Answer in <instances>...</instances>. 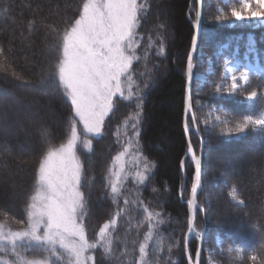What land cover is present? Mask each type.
<instances>
[{"label":"snow or ice","instance_id":"6c2138e0","mask_svg":"<svg viewBox=\"0 0 264 264\" xmlns=\"http://www.w3.org/2000/svg\"><path fill=\"white\" fill-rule=\"evenodd\" d=\"M253 4L257 6L256 10H253ZM148 10V0H82L78 14L65 20L62 29L44 25L54 33L53 42L49 46L53 55L51 59L46 58L47 63L39 79L35 82L22 80L15 72L12 73L20 81V87L38 96L66 100L71 114L66 119L59 143L55 142L54 131L47 123L48 111L38 122L40 149L36 158L34 181L24 198V218L17 219L8 208H0V264H105V261L109 264H161V254L165 252L168 260L164 264H170L173 248L180 247L179 241L166 236L162 231V226L171 217L163 212L159 199L156 203L160 210H157L140 196L142 190L150 185L157 167V162L146 156L139 147L145 89L156 78L154 69L159 70L158 64L149 68L147 62L150 53L157 57L166 54V24L163 22L156 25L159 42L156 43L149 35L147 42L142 45L145 35L140 29ZM209 22L264 23V0H233L232 3H226L225 7H218ZM36 23L35 20L29 21V32ZM194 27L196 33L192 36L185 66L183 131L187 151L180 160L182 171L193 168L187 199L190 210L188 233L183 238L188 264H200L201 249L197 247L193 261L189 252V237L197 240L202 238L203 233L196 223V212L205 211L198 201L204 174V152L202 146L197 152L191 134L199 136L201 125L205 130L219 128L217 135L228 138H247L251 133L253 144L264 151V107L256 114H245L239 119L233 118L224 108L207 103L200 105L201 112L204 108L208 109L203 113V119L194 110L195 105L199 104L198 100L194 102L191 88L194 54L200 48L199 12ZM223 47L228 48L229 45ZM246 48L244 63L235 55L224 57L220 79L209 80L207 83L212 86L211 95L220 98L241 95L252 107L258 99L264 102V89L259 92L255 88L246 91V86L253 75L264 79V64L247 60L250 53L256 52L253 39L248 40ZM215 55L219 57V53ZM0 56L7 58L3 47H0ZM200 58L202 62L206 60L211 71L212 59H206L203 51L200 52ZM141 64L145 69L143 71L134 67ZM141 79L143 86L139 82ZM196 79L205 80L206 76L196 74ZM0 95H9L8 90L0 89ZM121 102H128L132 108L122 121L126 130L125 138L122 140L120 125H117L112 135L120 149L111 157L101 177L103 190L100 198L109 200L113 211L90 238L87 225L91 214L90 203L85 189L92 185L95 175L90 173L82 156L94 153L93 140L105 136L109 126L107 122ZM33 103L38 101L34 99ZM217 112L221 114L217 115ZM250 168L257 171L253 165ZM258 171L264 177V166ZM129 181L134 186V193L128 188ZM0 183L6 182L0 180ZM10 187L13 189L11 198H14L15 185ZM152 191L156 192L157 189L153 186ZM130 194H134L135 198L130 199ZM179 195L183 199V190ZM229 196L236 205L247 207L236 184L231 186ZM133 211L141 217L136 220L134 227L139 229L147 225L139 241L135 238L129 241L127 235L121 238L118 233V222L121 219L131 222L133 216L130 213ZM249 229L254 246L237 245L223 250L227 252L230 264H243L245 259L251 264H264V202L260 215L254 222L250 221ZM208 264H217L211 255Z\"/></svg>","mask_w":264,"mask_h":264},{"label":"trees","instance_id":"16d2710c","mask_svg":"<svg viewBox=\"0 0 264 264\" xmlns=\"http://www.w3.org/2000/svg\"><path fill=\"white\" fill-rule=\"evenodd\" d=\"M233 0H203V18L200 30V39L197 53L194 55V79L192 83L193 100L199 101L194 110L203 119L200 105L211 104L229 111L233 118L239 119L245 114H256L264 107L259 99L254 106L249 107L243 96L234 98H220L211 95L212 86L209 80H219L222 75L223 58L229 55L238 39L244 43L248 35L255 41L256 54L260 62L264 60V28H253L252 25L216 24L209 22L216 14L218 7H225ZM149 10L142 21L140 31L144 33L147 42L149 35L158 43L156 28L158 23L166 24L164 32L166 38V54L157 57L150 53L147 66L159 65L155 73V80L145 89L141 137L139 147L150 159L157 162L150 185L140 193L141 199L150 203V207H157L160 201L163 212L171 217L170 221L162 226L166 236H171L180 242L179 248H173L170 264H188L183 249V238L187 232V199L191 188L193 168L186 171L180 168V160L187 151V140L183 131L184 98L186 89L185 64L187 53L193 36L192 23L195 21L196 0H148ZM191 3V6H190ZM82 0H0V47L6 50L7 58L0 56V89L8 90L9 95H0V208H8L11 215L23 219V206L25 195L30 192L34 181L37 153L40 149L38 143V122L48 111L47 123L56 136V143L62 139L65 122L70 113V105L66 100L57 97H43L20 87L12 73L15 72L22 80L33 82L39 79V74L46 66L47 59H51L50 44L54 33L44 25H52L62 29L65 20L74 18L78 14ZM190 7V8H189ZM35 20L36 26L29 32L28 23ZM229 45L227 49L222 46ZM11 51H8V50ZM206 54V59L213 61L211 71L208 70L206 60L201 61L200 52ZM219 53V57L217 54ZM138 70H145L143 65H134ZM4 69H7L5 71ZM196 74H204L205 80H197ZM143 86V80L139 81ZM255 88L258 92L264 89V79L253 75L246 91ZM38 103H33V100ZM50 101V102H49ZM46 106V107H45ZM132 108L128 102H121L106 128L104 137L93 140L94 153H85L82 158L89 167L90 173L95 175L92 185L85 189L89 194L90 216L87 219L89 233L94 235L100 225L110 218L113 206L109 200L101 199L104 175L111 157L120 149L112 135L117 125H120L122 140L125 138V128L122 121L129 115ZM220 115V112L216 113ZM219 128L205 130L201 125L199 136L191 134L193 145L197 152L201 146L204 152V174L202 188L198 193V201L205 211L196 212V223L202 231V248L200 264H208L209 257L217 264H230L226 251L228 247L237 245L254 246L249 223L255 221L260 215V208L264 202V177L260 176L259 169L264 166V151H261L252 142V134L247 138H228L217 135ZM130 134V130H128ZM228 148L229 155L240 151L243 156L251 153L255 155V168L257 169L255 181L261 186L258 193H253V184L245 181V175L240 178L230 175L223 166L213 161V148ZM6 165V167H5ZM224 175H221V173ZM227 181V183H225ZM15 185L16 195L11 198ZM236 184L245 199L247 207H241L229 196L230 188ZM157 189L152 191V187ZM128 188L134 193L131 181ZM167 189V190H165ZM183 190V199L179 193ZM215 196L219 198L216 202ZM134 199V194H130ZM229 213V217H227ZM247 214V215H246ZM2 215V214H0ZM131 222L121 219L118 224V233L121 238L127 235L132 239L142 240L147 225L139 229L134 227L140 214L131 212ZM126 229L128 231H126ZM139 232V236H137ZM138 246V245H137ZM123 246L121 245V248ZM198 241L191 238L189 252L195 256ZM131 248V245H129ZM209 250H214L210 253ZM138 255V253H137ZM164 261L168 254H161ZM132 257H129L131 260ZM105 264L109 262L105 261ZM243 264H251L245 259Z\"/></svg>","mask_w":264,"mask_h":264},{"label":"rangeland","instance_id":"374dc122","mask_svg":"<svg viewBox=\"0 0 264 264\" xmlns=\"http://www.w3.org/2000/svg\"><path fill=\"white\" fill-rule=\"evenodd\" d=\"M226 2L227 0H223ZM256 5L253 4V10H256ZM239 24H245V25H252L253 28L263 27L264 23L261 22H251L249 24L243 23V22H234L232 24H229L230 26H239ZM253 39L251 35H248L246 40L243 44H241V41L238 39L237 43L234 44L232 52L225 56L228 58H231L233 55H235L238 59L241 60L242 63L245 62V53L247 52V42L249 39ZM247 60L249 61H255L256 63H262L264 64V60L262 62L259 61L258 56L255 53H250L247 56ZM209 70V69H208ZM229 149L225 147H218L213 148V161L221 164L223 166V169L230 173V175L241 177L242 175H245V181H248L249 183L253 184V193H258L261 189V186L255 181L256 172L252 171L250 168V165H255V154L251 153L243 156V154L240 153V151L236 152L235 155H229L228 154ZM216 202H219V198L215 196ZM229 213H227V217H229ZM90 238L93 237V234L89 233Z\"/></svg>","mask_w":264,"mask_h":264},{"label":"water","instance_id":"95a60500","mask_svg":"<svg viewBox=\"0 0 264 264\" xmlns=\"http://www.w3.org/2000/svg\"><path fill=\"white\" fill-rule=\"evenodd\" d=\"M190 6H191V3H190ZM189 8H190V7H189ZM198 12L201 14V25H202V16H203V3H202V0H196V15H195V22H196V18H197V13H198ZM195 22L192 24L193 29H194L193 35L196 33V29H195V27H194ZM200 29H201V27H200ZM199 38H200V31H199ZM198 43H199V40H198ZM190 46H191V44H190ZM189 50H190V49H189ZM185 66H186V64H185ZM191 88H192V85H191ZM184 100H185V98H184ZM184 106H185V105H184ZM183 120H184V119H183ZM198 193H199V191H198ZM187 210H188V216H189V214H190V210H189V208H188V205H187ZM187 233H188V228H187V232H186V234H187ZM190 238H192V237H189V240H190ZM198 241H199V247H200V249H201V246H202V238L199 239ZM200 259H201V258H200ZM187 260H188V258H187ZM193 261H195V256H194Z\"/></svg>","mask_w":264,"mask_h":264}]
</instances>
